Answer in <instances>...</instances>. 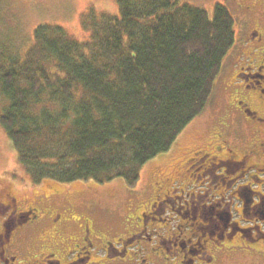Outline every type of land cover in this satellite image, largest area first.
<instances>
[{
    "label": "trees",
    "instance_id": "16d2710c",
    "mask_svg": "<svg viewBox=\"0 0 264 264\" xmlns=\"http://www.w3.org/2000/svg\"><path fill=\"white\" fill-rule=\"evenodd\" d=\"M85 36L41 24L24 55L0 54V114L34 180L134 183L205 109L235 42L234 20L178 0H116Z\"/></svg>",
    "mask_w": 264,
    "mask_h": 264
},
{
    "label": "flooded vegetation",
    "instance_id": "af4514ba",
    "mask_svg": "<svg viewBox=\"0 0 264 264\" xmlns=\"http://www.w3.org/2000/svg\"><path fill=\"white\" fill-rule=\"evenodd\" d=\"M226 2L248 19L225 57L231 79L212 147L198 134L176 149L173 160H184L170 166L175 178L166 161L154 165L150 195L120 233L77 207L105 184L31 196L1 185L0 264H264V0ZM121 181L125 192L137 186Z\"/></svg>",
    "mask_w": 264,
    "mask_h": 264
},
{
    "label": "rangeland",
    "instance_id": "374dc122",
    "mask_svg": "<svg viewBox=\"0 0 264 264\" xmlns=\"http://www.w3.org/2000/svg\"><path fill=\"white\" fill-rule=\"evenodd\" d=\"M178 1L203 9L208 14H212L216 4L227 8L234 20V46L236 45L238 39L236 29L237 26L240 27V24L246 23L248 17L245 14L241 11L233 10L226 0ZM88 12H92L95 16L100 13L116 14V0H0V54L17 53L18 55H24L31 47L33 30L41 24L59 25L74 38L82 39L85 36L81 25L82 18ZM226 58L223 61L222 69L215 81L214 90L204 111L185 127L167 152L154 157L141 167L138 179L134 182L139 187L143 186L142 188L145 190L141 200L138 199V195L141 196V194L135 191L137 186L133 190L125 192L121 179H116L107 184L103 183L106 185L104 187L106 189L100 190L99 194H93L94 196H87V191H85V195H83L89 198H84L81 201L82 205L78 204V210L83 206L81 208L83 214L96 218L100 230L104 223L112 222L114 225L120 224L116 230L117 233H120L122 219L126 222H131V220L135 219L137 205L144 206L147 201L144 197L150 195L146 192L145 186L152 182L154 174H158L153 172L154 165L163 164L166 161L168 167H163L164 173L175 178V175L171 173L173 169L170 166L175 162H183L184 158L179 159V154L176 157L179 160L176 161L173 160L172 156L176 152H182L194 145L196 135H201L206 140L205 142L212 147L211 136L215 132L218 120L223 117L221 110L226 107L224 104L227 96L226 84L231 79L229 69L226 71ZM7 104V100L0 93V114ZM174 151L176 152L174 153ZM31 174L30 171L28 172L19 165L16 152L6 133L0 127V186L12 184L13 189L16 186L15 191L18 194H24L23 196L35 194L36 191H45L44 193L46 194L50 193V191H63L64 194L79 195L85 184H80V182L60 184L45 179L35 181L34 175L32 176ZM1 181L4 183H1ZM93 184L95 183H87V185ZM27 187L35 189L28 190ZM124 196H127L126 199L129 200V205L133 204L129 211L125 208ZM239 260L241 259L237 258V262ZM239 264L244 263L240 262Z\"/></svg>",
    "mask_w": 264,
    "mask_h": 264
}]
</instances>
